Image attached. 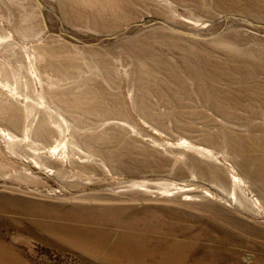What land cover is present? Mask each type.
<instances>
[{
    "label": "rangeland",
    "instance_id": "374dc122",
    "mask_svg": "<svg viewBox=\"0 0 264 264\" xmlns=\"http://www.w3.org/2000/svg\"><path fill=\"white\" fill-rule=\"evenodd\" d=\"M0 80V264H264V0H0Z\"/></svg>",
    "mask_w": 264,
    "mask_h": 264
},
{
    "label": "bare ground",
    "instance_id": "6f19581e",
    "mask_svg": "<svg viewBox=\"0 0 264 264\" xmlns=\"http://www.w3.org/2000/svg\"><path fill=\"white\" fill-rule=\"evenodd\" d=\"M35 71H33V73H34ZM1 81V80H0ZM6 82L7 83H9L10 81H7L6 80ZM8 86H9V84H8ZM16 86V85H15ZM13 87H14V85H13ZM15 88V87H14ZM15 89H17V88H15ZM39 102V101H38ZM39 105H44V106H46L47 108H48V105H47V102L45 101V100H43L42 99V97H41V100H40V102H39ZM40 106V107H41ZM43 107V106H42ZM45 108V107H44ZM37 113H35V115H36ZM34 115V116H35ZM60 117V116H59ZM61 118H62V123L61 124H58L57 125V131L59 132V133H62V132H64L65 131V129L69 126V125H67L66 123H68V121L64 118V116L62 117L61 116ZM32 122H34L33 120H30L27 124H26V126H25V130H26V137H25V139L26 138H29V135H30V132H31V130H32V128H33V126H32ZM1 132H4V133H6V135L11 139L10 140V142H8V149H10L11 150V147L9 146V144L10 145H12V143L14 142L13 140L14 139H16V136L14 135V134H12L11 132H8L6 129L5 130H1ZM65 148H66V145L64 144V145H57V146H55V147H53V152L54 153H58V155H65L66 156V151H65ZM140 186H144V185H142V184H139Z\"/></svg>",
    "mask_w": 264,
    "mask_h": 264
}]
</instances>
